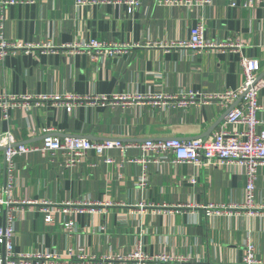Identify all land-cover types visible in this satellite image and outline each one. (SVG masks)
I'll use <instances>...</instances> for the list:
<instances>
[{
    "label": "crops",
    "instance_id": "crops-1",
    "mask_svg": "<svg viewBox=\"0 0 264 264\" xmlns=\"http://www.w3.org/2000/svg\"><path fill=\"white\" fill-rule=\"evenodd\" d=\"M17 1L3 11V34L7 40L31 46L0 61V95L48 99L28 109H9L8 119H2L0 111V134L11 132L16 143L40 145L47 129L92 141L207 139L225 121L227 110L215 101L182 107L148 100L131 104L83 100L67 111L56 107L51 97L178 96L187 91L231 90L243 81L241 54L260 61L264 78V0H254L248 7L242 6L244 0H210L193 6L138 0L130 13L124 3ZM198 22L203 23L206 41H240V51L191 52L170 46L188 40ZM91 40L121 46L112 53L102 51L98 59L92 52L71 47ZM257 102L264 107V88ZM257 117L261 122L257 129L262 130L264 108ZM105 156L113 162L107 163ZM141 156L135 148L126 149L125 155L109 149L104 156L90 150L80 163L69 166L59 151L50 156L29 152L14 157L12 183L5 193L7 171L0 147V197L15 201L0 204V226L7 213L13 217L15 257L13 263L0 264H130L125 257L137 247L151 258L179 257L177 264H241L247 239L264 264V208L256 209L259 214H247L241 207L243 170L175 163L172 155L163 153L146 163L147 181L141 187L143 166L129 161ZM254 193L256 203H264V164L258 168ZM43 201L49 204L42 205ZM65 202L93 203L89 206L93 211H64ZM48 215L50 222L45 221ZM68 220L74 222L71 232L65 228ZM39 252L56 258H19Z\"/></svg>",
    "mask_w": 264,
    "mask_h": 264
},
{
    "label": "built area",
    "instance_id": "built-area-1",
    "mask_svg": "<svg viewBox=\"0 0 264 264\" xmlns=\"http://www.w3.org/2000/svg\"><path fill=\"white\" fill-rule=\"evenodd\" d=\"M88 0H77V3L82 4ZM97 3H124L127 11L130 13L137 5L138 0H89ZM210 0H163L164 4H184L193 6L199 3H206ZM18 2L17 0H0V61L8 54L17 50L28 51L31 45L13 40H7L3 34V11L9 4ZM254 0H244L243 7L253 5ZM231 5H235L234 2ZM204 26L202 22H198L190 31V38L185 41L173 43L170 46L180 47L187 51L197 52L211 48H228L235 51H240L243 44L240 41H226L224 43H213L206 41L203 36ZM52 49L50 44L46 45ZM117 46V47H116ZM116 43H105L96 40H91L84 43H74L71 45L76 51H89L93 53V59H98L99 53L108 51L112 53V49L116 47ZM240 65L243 74L242 83L235 89L224 90L217 93L202 94L195 91H187L181 95H155L150 97L128 95H98L94 97H80L78 95H54L52 100L56 107L65 108L71 111L74 107L80 104L83 100L99 101L102 104L114 103L118 100L124 101L125 104H131L134 101L148 100L156 103L173 102L177 106H186L195 103L217 102L228 110L225 113V121L211 135L210 138H196L190 140H181L179 138L168 139H146L138 143H126L120 140L104 139L102 141H92L84 137L76 135H57L51 133L49 129L43 133V139L40 145H25L16 143L13 135L9 131L0 134V147L4 149V162L7 171V185L5 193L10 191L12 176L11 171L14 167V157L22 156L29 152L38 151L42 155H54L60 152L66 159L67 165H75L81 162L88 151L92 150L99 156H104L109 149H118L122 155H125L126 149L135 148L142 154L140 158H130V162H138L142 164V173L139 177V185L143 187L146 184V163L156 161L157 157L163 153L172 155L175 163H191L196 166L208 163L219 167L235 166L244 171L246 177L245 197L241 207L246 209L247 214H259L257 208H264V203H256L255 201V180L257 177L258 168L264 164V129L258 130L261 124L257 117L259 109L264 108L257 102L258 93L264 88V78H259L261 64L256 58L241 54ZM48 97L30 95L21 96H1L0 95V111L2 119H8L9 109L25 108L31 106H39ZM235 102L237 104L230 109V106ZM242 125V129L234 128L229 130L228 125ZM107 163L113 162L109 156H105ZM194 181V180H192ZM15 201L6 200L0 197V204L11 205ZM24 203V202H23ZM25 203H29L26 201ZM42 205H48V202H40ZM93 203L86 202H65L63 203L64 211L71 213L81 212L85 209L93 211L89 206ZM96 204V203H95ZM212 205L206 208H212ZM217 213V212H216ZM46 222L51 221L50 215L45 217ZM67 231L71 232L74 229V222L68 220L65 223ZM14 233L13 217L11 213H7L6 223L0 226V244L4 246L5 256L0 257V263L7 261L14 262L12 253V237ZM245 253L241 264H262L255 257V248L250 240H246L244 244ZM71 252V251H69ZM56 258L53 253L39 252L34 255H21L19 258L27 259L31 257ZM126 262L130 264H177L180 263L179 257H170L165 254L156 255L151 258L142 253L140 247L130 252L126 257ZM176 262V263H175ZM52 264V263H50Z\"/></svg>",
    "mask_w": 264,
    "mask_h": 264
},
{
    "label": "water",
    "instance_id": "water-1",
    "mask_svg": "<svg viewBox=\"0 0 264 264\" xmlns=\"http://www.w3.org/2000/svg\"><path fill=\"white\" fill-rule=\"evenodd\" d=\"M258 77L261 78V77H263V76H262V74H259ZM236 104H237V102H235L233 105H231V106H230V109H231L233 106H235ZM227 111H228V110H227ZM227 111H226V112H227Z\"/></svg>",
    "mask_w": 264,
    "mask_h": 264
}]
</instances>
